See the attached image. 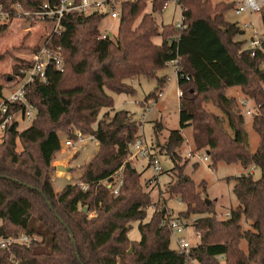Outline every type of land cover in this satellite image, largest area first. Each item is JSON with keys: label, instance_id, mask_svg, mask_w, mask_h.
I'll return each instance as SVG.
<instances>
[{"label": "trees", "instance_id": "trees-1", "mask_svg": "<svg viewBox=\"0 0 264 264\" xmlns=\"http://www.w3.org/2000/svg\"><path fill=\"white\" fill-rule=\"evenodd\" d=\"M43 2L0 0V7L20 3L32 11ZM147 2L122 5L117 40L101 38L105 14L78 11L66 13L63 30L47 38V48H61L64 70L51 65L46 82L37 78L25 86L35 118L21 132L14 121L0 144V236L26 234L37 240L0 249V264H264V42L263 50L252 51L244 48L245 41L237 40L244 31L226 19L236 2L213 6L211 0H177L186 27H163L157 44L154 38L161 36L157 15L169 0H153L150 12ZM260 14L264 28V9ZM11 24L0 23V35ZM172 60H179L181 68L179 129L171 130L161 145L164 128L157 122L154 137L174 163L171 171L176 178L167 192L186 205L181 216H203L194 224L200 242L187 255L172 248L171 214L163 210L144 222L153 201L143 193L140 173L127 160L130 145L140 137V125L128 111L115 108V95L136 94L125 82L135 78L156 81L146 100H158L168 80L160 74ZM23 63L25 71L34 65ZM232 88H241L255 102L254 126L260 135L256 152L250 150L237 99L226 94ZM4 90L0 83V105L7 100ZM209 102L220 115L206 109ZM20 113L24 116L25 105L17 102L6 115ZM2 122L0 113V127ZM68 126L99 143L79 178L88 185L85 191L79 184H68L61 192L53 187L50 172L62 151V136L72 138ZM190 128L195 151H204L213 168L240 163L245 169L261 170L259 180L251 175L226 178L237 200L228 219L218 220L207 204V182L197 183L186 173L191 158L184 160L182 154L188 142L183 132ZM120 171L123 185L114 195L107 183ZM135 222H139V241L129 238Z\"/></svg>", "mask_w": 264, "mask_h": 264}, {"label": "rangeland", "instance_id": "rangeland-1", "mask_svg": "<svg viewBox=\"0 0 264 264\" xmlns=\"http://www.w3.org/2000/svg\"><path fill=\"white\" fill-rule=\"evenodd\" d=\"M152 1L153 0H148L147 2L148 6L146 9L149 12L151 10ZM221 2L230 3L236 2V0H211L213 6ZM181 18V6H179L175 0H169L168 5L163 10V13L157 15L159 33L161 36L154 38V42L157 44L161 43L163 37L162 33H164L163 27L167 25L174 26L176 23L181 21ZM226 19L231 23H237L239 27L253 22L255 24L256 31L261 34L264 33L260 13L236 15L235 10L233 9L226 13ZM138 22L139 20L137 23ZM113 28L114 34H112V40L114 41L119 37V32L117 33V36H114L116 34V28L115 26ZM53 29V22L46 21L37 23L26 21L25 19H15L9 26V29L0 35V83L5 88L4 95L6 98L18 92L24 86L27 80V75L26 71L22 67L24 65L23 62H32L33 54L37 49L40 50V48L46 44V40L51 36ZM253 32V29H248L243 35H239L237 37L238 41H245V49L250 48L249 39ZM261 68L264 69V62L262 63ZM161 75H167V83L161 91L162 97L158 100H154L155 106L146 114L144 123L141 122V120L144 119L143 115L145 113V104L151 101L146 100V97L156 87V81H149L143 77L140 79L135 78L126 80L125 82L130 85L131 88L136 89L137 92L133 96L115 95V108L117 110L128 111L132 116V119L137 121L140 125V138L145 139L151 150L158 155L160 165L163 169V172L160 175H155L148 159L131 160L130 157L127 158V160L130 161L140 173L139 182L143 193L147 194L153 201V205L149 207L147 217L144 222H148L154 213L165 210L167 214H171L172 220L179 221L180 223H184L189 226V230L185 235L187 236L189 242L195 246L200 242V238L197 236L198 232H196L194 226L195 220H200L203 216L196 215L192 216L190 219H185V216H181V212L186 210V205H184L182 200L178 197L171 198L167 192V185L175 181L176 178L174 173L171 171L174 167V163L170 157L161 152L158 142L154 137V126L157 122H162L164 131L162 132V137L160 138V144H165V139L168 137L170 131L179 129L180 122V87L178 84L176 66L168 65L160 76ZM107 92L112 94L109 90H107ZM226 94L237 99L241 112L244 114L245 129L249 136L250 150L251 152H256L260 142V135L254 126V114L258 113L255 102L248 100L241 88L228 89ZM245 101L246 103L243 104ZM206 109L209 112H213L218 115L221 114L220 110L213 104V102L207 103ZM248 112L251 114H248ZM15 119L18 124V131L20 132L28 128L33 120V118L23 117L21 113L15 115ZM225 127L228 131H226V134L230 136L231 132L227 124ZM70 128L72 127L68 126L67 130H69L68 133L72 138L68 139H73L74 146L69 148L65 146L62 147V151L55 157L52 164L53 168L50 172L53 187L56 192H61L68 184H80L79 178L83 173L82 169L92 160L99 148V143L94 140L93 137L84 135L81 132L80 133L84 137V141H78L75 133L79 131H77V129L70 130ZM70 131L73 132L71 133ZM183 133L188 141L182 149L184 160L189 157V153H193L195 155L197 154L202 157H191V160H189L186 167V173L197 183L202 181L207 182V191L204 193V197H206L205 199L211 201L210 206H212L215 217L218 220L227 219L226 215L231 213L232 208L237 205V200L233 193V184L226 181V178L232 176L251 175L255 180H259L261 178V170L251 166L245 169L240 165V163L230 165L221 163L216 168H213L210 160H203V155L205 154L204 151H195L193 143V130L190 128L185 130ZM62 137L64 144L65 137L68 136L63 134ZM6 139V133L0 129V144H2ZM21 150L22 146L20 142L17 141V151ZM58 166L66 167L69 170L68 172L59 171L57 170ZM91 215L93 216V213H90V216ZM138 226L139 222H135L133 224V229L129 234V238L133 241H139L141 239ZM172 248H177L174 241H172ZM243 248L245 249V244ZM224 263L225 262H222V264ZM189 264L200 263L197 261H190Z\"/></svg>", "mask_w": 264, "mask_h": 264}, {"label": "built area", "instance_id": "built-area-1", "mask_svg": "<svg viewBox=\"0 0 264 264\" xmlns=\"http://www.w3.org/2000/svg\"><path fill=\"white\" fill-rule=\"evenodd\" d=\"M135 1L137 0H57L56 2L54 0H44L43 4L38 9L32 11L24 9V7L20 3H15L7 9L0 7V23H13L15 19H25L26 21H35L37 23L49 21L54 23V29L51 33V35H53L59 34L63 30L61 26V20L68 12L78 11L80 13H83L84 15H90L92 13H103L105 14V19L103 20L102 26L100 28L101 38L105 40H112V34H114L113 27L115 26L116 28V34L114 36H117V33L119 31L122 5L130 2L133 3ZM175 2L177 3V0H175ZM263 9L264 0H236V5L234 8L236 15L261 13ZM185 27L186 26L184 25V18L182 16L181 21L175 24V29L183 30L185 29ZM240 27L244 32L248 29H253L254 31L249 39V49H251L252 51L263 50L264 33L261 34L256 31L255 24L253 22H251L250 24H244ZM46 45L47 44L43 45L38 52L33 54L32 62L34 63V65L29 71H26L27 80L24 86L18 92L6 98L7 100L2 102V104L0 105V113L2 114L3 119L2 125L0 127L2 131H5L16 120L14 115L6 114L8 113L9 106L17 102H21L25 105V114L23 117H28L31 119L35 118V109L32 105H29L27 103L25 98L24 88L26 85L33 82L34 79L37 78L42 82H46L47 70L51 65H53L57 71L62 72L64 70V61L62 58L61 48L58 50H53L47 48ZM167 65L176 66L177 77L179 79V73L181 71L179 60H172L168 62ZM179 95H182L181 91H179ZM161 97L162 93L159 94V98ZM145 105V113L143 115L144 119L141 120V122L143 123L146 118V114L150 112L155 106V101L151 100ZM248 114L251 113L248 112ZM71 129L72 128H70V130ZM75 136L77 137L78 141H84V137L80 132H76ZM93 139L95 140L94 137ZM63 146L67 148L73 147V139L65 140ZM195 156L197 158L201 157L197 154L195 155L193 153H189L190 158ZM130 159H148L155 175H160L163 172L158 155H156L151 150L149 144L143 138H137L134 143L130 145ZM203 160L209 161V157L206 153L203 155ZM113 179L114 180L112 182H108L107 184L108 187L112 190L113 194L118 195L120 188L123 185L121 171L115 174ZM79 185L84 191L88 189V185L86 184L80 183ZM230 216L231 213H228L226 215V218L228 219ZM169 227L171 230L173 241L177 245V251L187 255L193 246L185 235L189 230V226L184 223H180L179 221L171 220L169 223ZM197 236L200 238V235L198 233ZM36 240V237H31L26 234H20L11 237L0 236V249H8L12 245H30Z\"/></svg>", "mask_w": 264, "mask_h": 264}, {"label": "water", "instance_id": "water-1", "mask_svg": "<svg viewBox=\"0 0 264 264\" xmlns=\"http://www.w3.org/2000/svg\"><path fill=\"white\" fill-rule=\"evenodd\" d=\"M57 170L64 171V172H68L69 169L66 168V167H63V166H58L57 167ZM206 202H207L208 205H210V203H211V201H209L208 199H206ZM86 212H87V208L84 209V213H86ZM72 241L74 243V237L73 236H72Z\"/></svg>", "mask_w": 264, "mask_h": 264}, {"label": "crops", "instance_id": "crops-1", "mask_svg": "<svg viewBox=\"0 0 264 264\" xmlns=\"http://www.w3.org/2000/svg\"><path fill=\"white\" fill-rule=\"evenodd\" d=\"M246 103V101L243 103V104H245ZM175 249V248H174Z\"/></svg>", "mask_w": 264, "mask_h": 264}]
</instances>
